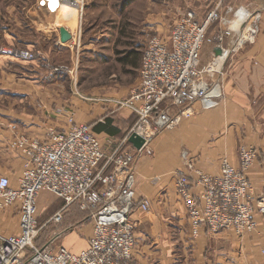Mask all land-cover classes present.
Here are the masks:
<instances>
[{
    "label": "built area",
    "instance_id": "obj_1",
    "mask_svg": "<svg viewBox=\"0 0 264 264\" xmlns=\"http://www.w3.org/2000/svg\"><path fill=\"white\" fill-rule=\"evenodd\" d=\"M226 1L218 0L204 20L194 11L183 14L170 36L149 37L143 49L140 81L129 96L94 98L129 109L137 117L127 135L110 149L90 125L77 123L72 116L68 129L52 128L44 137L21 133L13 125L9 145L24 162L17 185L8 176H0V211H17L20 232H0V264H134L137 223L133 213L150 211L149 201L137 198L138 159L144 152H152L150 144L159 132L173 130L182 118L193 115L196 103L202 109H212L222 102V86L212 78L223 71L221 53L213 50V59L203 65L204 44L215 40L222 52L239 51L260 33L264 0H246L238 6L228 4L225 13L234 20L223 18L229 24L226 29L214 39L208 37V29L219 19L220 7ZM238 20L242 23L235 27ZM225 38L233 43L229 45L232 50L222 43ZM20 54L34 57L29 51ZM134 132L146 139L141 149L129 147ZM258 155L255 147L243 146L239 166L224 157L220 173L212 175L198 167L188 151L183 152L186 169L176 171L175 187L193 235L205 228L209 234L233 230L240 237L258 233L264 239V222L256 216L264 219V192L258 191L248 176ZM195 187L200 188L199 193L194 192ZM42 190L63 201V208L51 219L58 224L72 205L88 212L94 227L86 249L74 253L64 246L35 245L44 226L38 221ZM261 252L264 255V240Z\"/></svg>",
    "mask_w": 264,
    "mask_h": 264
},
{
    "label": "crops",
    "instance_id": "obj_2",
    "mask_svg": "<svg viewBox=\"0 0 264 264\" xmlns=\"http://www.w3.org/2000/svg\"><path fill=\"white\" fill-rule=\"evenodd\" d=\"M236 2L240 4L246 0H234L229 4L235 5ZM38 4L50 13H58L66 8L57 7L56 1L53 9L51 0H38ZM76 18L72 13L71 25L77 22ZM64 25L72 35L69 41H61L60 28L59 34L55 33V29L47 30L51 35L46 34L58 36L56 46L69 52L68 59L72 61L71 66L75 72L74 62L81 48L73 43L77 36L72 28L74 26ZM19 38L18 34H6L4 44L0 47V176H8L14 185H17L24 161L20 153L9 145L14 135L13 125L21 133L44 137L52 128L68 129L69 115L76 118L78 123L95 119V125L111 117L116 134L104 130L97 132L85 123L100 136L104 147L110 149L127 135L137 119L129 109L107 114L104 105L97 102L89 105L83 102L81 95H72L65 103L61 95L56 93L57 90L49 89L47 85L50 83L44 81L47 77L40 78V73H43L38 68L40 60L15 58L10 54L16 42H23ZM24 42L28 48H36L38 45L36 40ZM142 49L136 45L127 55L119 57L120 63L127 68L125 74L132 71L137 74L134 80L128 82V86L110 89V95L115 92L118 96L114 97H127L139 83ZM239 52L237 59L230 61L225 79L227 101L212 109H202L200 103H196L193 115L182 118L173 130L159 132L150 144L152 152H144L138 159L135 167L137 198L140 201L148 200L150 211L144 213L136 210L133 213L137 223L134 264H264L261 252L264 239L258 233L239 237L233 230L209 234L202 228L199 235H193L186 208L175 187L176 171L186 169L182 156L184 151H188L202 170L217 175L220 173L222 158L226 157L233 165L239 166L240 147L253 146L259 155L249 169L248 176L258 191H264V12L256 40ZM41 59L49 60L48 55ZM231 68L233 71L230 73ZM64 72L66 70H61V75ZM113 79L114 73L110 77V80ZM38 94L42 95L41 105ZM8 97L11 100L7 103L5 99ZM46 111L48 118L44 121L38 119V115H44ZM129 147L136 148L131 142ZM188 174L194 176L189 171ZM193 190L195 193L200 192L199 187ZM72 206H75V211L71 210L69 217L65 216L49 242L57 241L56 247L64 246L78 253L88 247L94 223L88 219V212L82 211L77 205ZM62 208L63 201L59 211ZM12 211H0V232L5 235L20 232L18 216L15 217L16 226L13 230L4 228L3 222L9 223L11 218L14 219V216L9 217ZM256 216L260 222H264L260 215Z\"/></svg>",
    "mask_w": 264,
    "mask_h": 264
},
{
    "label": "rangeland",
    "instance_id": "obj_3",
    "mask_svg": "<svg viewBox=\"0 0 264 264\" xmlns=\"http://www.w3.org/2000/svg\"><path fill=\"white\" fill-rule=\"evenodd\" d=\"M56 1L58 3L57 7L64 6L66 8L59 10L58 13H50L41 4H38V0H0V47L4 44V35L18 34V38L21 37L19 39L23 42L19 40L20 43L17 44L16 42V47L12 48L10 52L12 56L25 58L20 54L22 51L33 53V58L25 59L41 61L38 68L42 69L43 73H40V78L47 77L44 81L50 83L47 85L49 89L57 90L56 93L61 95L65 103L69 101L70 96L81 95L83 102L89 105H93V102L104 105L107 114L120 113L123 112V109L104 101H95L94 98L118 96L115 92L110 95L109 90L128 86V82L134 80L137 74L135 71L125 74L127 68L120 63L119 57L127 55L130 49L136 47V45L144 49L146 41L153 35L170 36L178 18L189 11H194L199 20L206 19L218 3V0H79L76 2L77 6L67 8V5L71 4V0ZM229 2L226 1L221 5L219 19L210 25L208 37L214 39L217 33L226 29L229 24L225 23L223 18L234 20L233 15L225 13ZM236 6H238V3ZM72 13L77 17V22L71 25L70 23H73L70 21ZM64 24L74 26L72 28L75 29L77 36L73 43L81 48L80 52L77 53L79 56L77 55L74 62L75 72L71 66L72 61L68 59L69 52L59 48L60 46H56L58 36H55V34L53 36L47 35L50 34L47 31L49 29H55V33L59 34V28L65 26ZM25 40H36L38 45L36 48H28L25 45ZM222 43L226 48L232 50L230 46L233 43L229 39L225 38ZM218 44L219 42L215 40L212 42L207 41L204 44L202 51L203 65H207L213 59V50L216 49L215 46L218 47ZM248 44L250 43L246 45ZM40 51L46 52L45 55H48L49 60L43 61L41 57L45 55ZM239 51H230L223 71L212 75V78L222 86L224 97L221 103L227 101L225 79L230 69V61L237 59ZM61 70H66L62 74L63 76ZM232 71L231 68L230 73ZM113 73L114 79L110 80ZM46 93L49 94L50 92ZM96 94H99V97H96ZM53 95L55 96V94ZM37 97L39 104H43L41 102L42 95L38 94ZM5 100L8 103L11 99L8 97ZM54 103L57 102L54 101ZM2 104L7 106L5 103ZM46 114L47 111L44 115L37 114L38 119L41 121L46 120L48 118ZM74 121L77 122V119L74 118ZM81 122L94 127L96 121L94 119L90 122ZM242 147H240V150ZM61 206V199L54 193L48 190H42L39 193L38 221L44 226L35 241L36 246L41 247L48 244L56 247L57 241H49L61 224L56 223L51 218L59 211ZM71 210L75 211V206H71L63 212L62 221H64L65 216L69 217ZM9 214L11 215L9 217L14 216V219L11 218L9 223L8 221L3 222L4 228L13 230L16 226L15 217L18 214L15 210Z\"/></svg>",
    "mask_w": 264,
    "mask_h": 264
},
{
    "label": "water",
    "instance_id": "obj_4",
    "mask_svg": "<svg viewBox=\"0 0 264 264\" xmlns=\"http://www.w3.org/2000/svg\"><path fill=\"white\" fill-rule=\"evenodd\" d=\"M60 33H61V41L62 42H67V41H69L71 38H72V35H71V33L69 32V30L66 28V27H64V26H62V27H60ZM216 52L217 53H222V49L221 48H219V47H216ZM129 141L134 145V147H136L137 149H141L143 146H144V144L146 143V139L142 136V135H140L139 133H137V132H134L131 136H130V138H129Z\"/></svg>",
    "mask_w": 264,
    "mask_h": 264
},
{
    "label": "trees",
    "instance_id": "obj_5",
    "mask_svg": "<svg viewBox=\"0 0 264 264\" xmlns=\"http://www.w3.org/2000/svg\"><path fill=\"white\" fill-rule=\"evenodd\" d=\"M125 60H127V59H125ZM141 60H142V58H141ZM112 124H113V119L111 117H107L106 120H105V122H99V123H97L94 126V129L97 132H101V131L104 130V131H106V132H108L110 134H116L117 131L114 129V126Z\"/></svg>",
    "mask_w": 264,
    "mask_h": 264
},
{
    "label": "bare ground",
    "instance_id": "obj_6",
    "mask_svg": "<svg viewBox=\"0 0 264 264\" xmlns=\"http://www.w3.org/2000/svg\"><path fill=\"white\" fill-rule=\"evenodd\" d=\"M79 0H71V4L67 5V7L71 8V6H77L76 2ZM67 3V2H66ZM64 7V6H63ZM241 21H235L236 27L241 25ZM62 27V26H60ZM230 51L223 49V52L221 53V58H220V67H223L227 58L229 57Z\"/></svg>",
    "mask_w": 264,
    "mask_h": 264
},
{
    "label": "snow or ice",
    "instance_id": "obj_7",
    "mask_svg": "<svg viewBox=\"0 0 264 264\" xmlns=\"http://www.w3.org/2000/svg\"><path fill=\"white\" fill-rule=\"evenodd\" d=\"M51 6L53 7V9H55V7H56V0H51Z\"/></svg>",
    "mask_w": 264,
    "mask_h": 264
}]
</instances>
